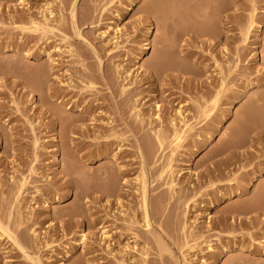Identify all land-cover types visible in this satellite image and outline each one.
Instances as JSON below:
<instances>
[{
    "label": "rangeland",
    "instance_id": "obj_1",
    "mask_svg": "<svg viewBox=\"0 0 264 264\" xmlns=\"http://www.w3.org/2000/svg\"><path fill=\"white\" fill-rule=\"evenodd\" d=\"M222 1L0 0V264H264V215L215 220L263 190L264 0Z\"/></svg>",
    "mask_w": 264,
    "mask_h": 264
},
{
    "label": "bare ground",
    "instance_id": "obj_2",
    "mask_svg": "<svg viewBox=\"0 0 264 264\" xmlns=\"http://www.w3.org/2000/svg\"><path fill=\"white\" fill-rule=\"evenodd\" d=\"M207 1L209 2L208 3L209 5H213V8H212L213 12L216 11L217 13H221L226 9V6L222 0H207ZM205 7H206V4H205ZM207 7H209V6L207 5ZM72 8H73V6H72ZM152 9H153V6H147L145 8V10H147V11L152 10ZM253 11H254V9L250 13L249 26L252 25L253 23L257 24L253 20ZM74 16H75L74 12H72V17L74 18ZM205 26H206L207 31H208L207 33L209 34V37H211L213 39V42L214 41L220 42L222 40V37L215 30L214 21H212L210 18L207 19ZM112 29L114 32V38L118 39L120 32H121V29L117 25H115V27H112ZM226 39H227V37H225V40ZM244 40H245V37L241 40V42H243ZM224 49H225V47H224ZM145 77L147 78L148 76H145ZM89 84H91V82H89ZM222 85H223V81L221 82V86ZM123 91H125L124 88L122 89V92ZM219 94H220V90L216 92L215 96L213 97V99L211 101L212 107H214L216 105V103L218 101ZM155 105H157V104H155ZM78 111H81V109H78ZM202 114L205 115V112H203ZM68 121L73 122L72 120H68ZM171 127H172L171 143L174 142L175 145L179 144V142L182 140L184 135L190 130V127L186 124V122H183L182 127L177 128L175 126V124H173V121H171ZM137 130H138V127L135 128V131H137ZM154 136L161 145L160 141H161V138L164 137V132L157 130L154 132ZM252 140H254L253 137H251V141ZM243 143H244L243 140L236 141L235 144L233 145V147H235V146L239 147V146L243 145ZM226 147H228V146H226ZM233 151L234 150L229 151L230 157L229 156L221 157V158H219V160L215 161V164L221 165V164L227 162L228 160L231 161L232 159H234V157L232 156ZM153 152H154V150H153ZM219 152H221V150ZM166 168L170 170V162L168 163ZM209 175H210V171H207V173L205 175H202V176L205 177V176H209ZM135 179L138 182V191H139V195H140V209H141V214H142V220H143L144 226L149 227L150 226V215H149V211H148L147 177H146L145 172L142 171L140 173V175L137 176ZM24 184H25V179L21 178L20 183L17 186L18 192L20 191V189L23 187ZM173 186H175V184H173V180H172L170 182V187L173 188ZM262 188H263V190L261 189L252 198L247 199L241 203H235L231 207L226 208L224 211H222L221 215L216 217V219H215L216 224L226 227L227 226V224H226L227 220L229 218H231L233 220L239 219L238 224H237V226H239V227H251L252 225H254L259 220L260 215H264V185L262 186ZM245 192H246V189L243 186H241V187L236 188L232 192H230V195H231V193H233V194L235 193L234 195L242 196L245 194ZM45 193L46 192H44V194ZM107 194L108 195H116L115 188L112 184L108 185ZM117 199H118V202L120 203L118 197H117ZM57 200H58V198H57ZM215 201H219V198H215ZM186 207H187V204H186ZM224 212L226 214H223ZM185 226H186V223H184L183 229L185 228ZM0 231L2 233L6 234L7 237L12 239L13 242L21 249L22 246L19 243V241H21V240L18 241L15 238H13L10 235L8 228L3 226L1 223H0ZM102 234L106 238L109 237V231L104 230L102 232ZM79 239L80 240L84 239V234L82 233V231L80 232ZM263 245H264V243H263ZM158 247L160 250L165 249V246L160 241H159ZM188 248L192 249L191 246H188ZM145 260H146L145 257H142L141 262L139 264H144ZM184 264H188V263H184ZM232 264H237V263L232 262Z\"/></svg>",
    "mask_w": 264,
    "mask_h": 264
}]
</instances>
